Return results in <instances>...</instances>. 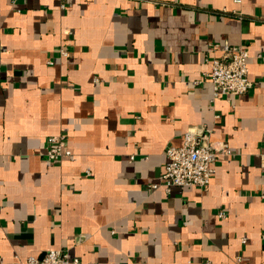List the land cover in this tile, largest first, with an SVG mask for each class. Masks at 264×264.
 Wrapping results in <instances>:
<instances>
[{
    "label": "crops",
    "instance_id": "1",
    "mask_svg": "<svg viewBox=\"0 0 264 264\" xmlns=\"http://www.w3.org/2000/svg\"><path fill=\"white\" fill-rule=\"evenodd\" d=\"M224 43L254 83L231 101L206 78ZM196 126L232 154L206 190L155 188ZM60 135L71 155L48 161ZM60 249L264 264V0H0V264Z\"/></svg>",
    "mask_w": 264,
    "mask_h": 264
},
{
    "label": "built area",
    "instance_id": "2",
    "mask_svg": "<svg viewBox=\"0 0 264 264\" xmlns=\"http://www.w3.org/2000/svg\"><path fill=\"white\" fill-rule=\"evenodd\" d=\"M63 2L66 0H62ZM240 5L243 0H233ZM215 49L217 54H215ZM214 55L209 62L211 71L206 78L211 81L214 98H227L248 94L254 86L249 78V53L241 46H232L229 43L216 45ZM63 56L67 53L63 51ZM211 131L206 126H196L184 133L180 147L169 146L165 154L167 163L160 183L155 188L163 187L167 192L173 188H199L206 190L215 174L214 163L221 152L232 154L231 149L224 145L222 149L211 143ZM44 157L51 162L70 156L67 139L64 135L48 139ZM134 159V158H132ZM224 217V213L220 214ZM77 257H72L68 250H50L44 257H29L26 264H79Z\"/></svg>",
    "mask_w": 264,
    "mask_h": 264
}]
</instances>
